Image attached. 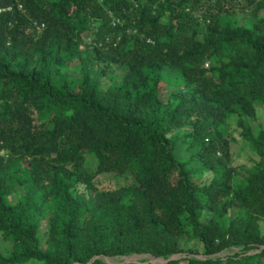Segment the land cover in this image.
<instances>
[{
  "label": "trees",
  "instance_id": "obj_1",
  "mask_svg": "<svg viewBox=\"0 0 264 264\" xmlns=\"http://www.w3.org/2000/svg\"><path fill=\"white\" fill-rule=\"evenodd\" d=\"M263 6L0 0V264H264Z\"/></svg>",
  "mask_w": 264,
  "mask_h": 264
},
{
  "label": "rangeland",
  "instance_id": "obj_2",
  "mask_svg": "<svg viewBox=\"0 0 264 264\" xmlns=\"http://www.w3.org/2000/svg\"><path fill=\"white\" fill-rule=\"evenodd\" d=\"M259 13L261 15H264V6L262 7V9H260ZM247 17L248 16H243L242 20L244 22H247ZM112 21H117L116 19L113 18ZM93 25V24H92ZM97 24L93 25V31L96 30ZM93 33L88 32L85 35V44L82 46L83 48L87 47L88 45H94L93 44ZM175 73H173L174 75ZM104 80L109 82L110 80H108L107 77H104ZM258 115L260 117V119H264V106H260L258 108ZM230 130H231V134L233 136V140H232V151L234 154V163L237 165H245V166H250L253 161L255 160V158H257L256 153L253 151V149L251 148V146L249 144H247L242 138H241V132L240 129H238L237 127V123L236 121L233 119L230 122ZM232 138V137H231ZM210 173H206V176H208ZM96 182L98 184V186L102 187V188H114L118 185H120L123 180H118V179H114L113 177L109 176L108 174H100L96 177ZM237 250V248L235 249H231V250H226L222 253H220L219 255L222 257L227 256L230 253H233ZM183 254H177L174 255V257H179ZM199 256H203V255H199ZM106 260H108L109 262L112 263H120V262H126V261H133V262H141L142 260L145 259V263L147 262H164L163 259L161 258H155L151 255L148 254H143V255H137V254H133V255H127V256H115V257H111L108 256L107 258H104ZM147 259V260H146Z\"/></svg>",
  "mask_w": 264,
  "mask_h": 264
},
{
  "label": "water",
  "instance_id": "obj_3",
  "mask_svg": "<svg viewBox=\"0 0 264 264\" xmlns=\"http://www.w3.org/2000/svg\"><path fill=\"white\" fill-rule=\"evenodd\" d=\"M133 254H137V255H143V254H139V253H133ZM133 254H130V255H133ZM148 255H151V254H148ZM152 256V255H151ZM94 257H103V258H107L108 256H104V255H99V256H94ZM154 257V256H153ZM155 258H161L163 259L164 261H167V259L163 258V257H155ZM106 260V259H105ZM107 262H109L108 260H106ZM109 263H112V262H109ZM120 263H123V262H120ZM120 263H115V264H120ZM114 264V263H113Z\"/></svg>",
  "mask_w": 264,
  "mask_h": 264
}]
</instances>
